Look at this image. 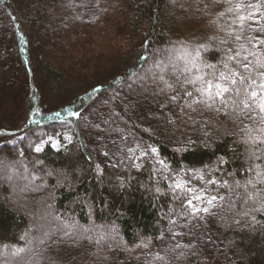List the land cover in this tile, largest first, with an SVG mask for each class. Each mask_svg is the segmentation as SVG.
<instances>
[{"label":"trees","instance_id":"16d2710c","mask_svg":"<svg viewBox=\"0 0 264 264\" xmlns=\"http://www.w3.org/2000/svg\"><path fill=\"white\" fill-rule=\"evenodd\" d=\"M170 1L0 0V264H264V192L257 203L246 184L264 123L239 80L212 108L186 82L197 49L221 70L241 44L255 51L246 38L262 33L237 19L254 9ZM174 181L224 199L193 218Z\"/></svg>","mask_w":264,"mask_h":264},{"label":"snow or ice","instance_id":"6c2138e0","mask_svg":"<svg viewBox=\"0 0 264 264\" xmlns=\"http://www.w3.org/2000/svg\"><path fill=\"white\" fill-rule=\"evenodd\" d=\"M227 2L231 4L232 0H227ZM245 7L254 9V11L249 12L247 16L239 15L237 17L240 22L239 26L243 28L244 22L246 20H250L254 25L257 26L254 27L252 31L254 33H262V35L249 36L246 38L248 40V43L251 45V49H255V51L250 50L245 47V45L241 44L240 48L243 49L247 54L241 57V52L237 50L235 51L234 55H226L225 60L222 62L223 70H221L218 69L216 65H210L206 62L199 61V49H197L196 56L193 57V67L197 68L198 74L195 76V78L186 77V82L192 85H200L199 87L195 88V92L198 94V98L195 99L194 103L196 105L203 104L206 108H212L215 106L217 101H219L222 106H228L230 97H227L226 94H229L233 91V89L229 85H236L239 80V83L241 85H245L243 91L245 92L247 98L241 103L243 104V109L248 110V112L246 113L247 118L250 120L257 119V116L254 113L258 112L261 123H264V59H262L264 58V51H260L262 46H264V27H261V25L264 24V15H262L260 12V9L264 8V0H257L256 3L248 4H244L243 0H240V2L235 5V9L229 8L228 11L235 10L239 12ZM221 15H223V13H221ZM244 38L245 37H243L242 35L235 36V39L237 41H240ZM221 43H224V41H221ZM201 47L207 50L206 45ZM227 51L228 53H232L233 50L228 49ZM249 57L256 58L255 64L259 69V71L256 72V76L259 77V80L252 77L251 65L253 62L249 60ZM142 59L146 60L147 58L142 57ZM229 62H232L235 67L231 66ZM204 69H209L210 71L207 74H204ZM240 69H243V71L245 73H248V75H243ZM187 71L190 72L191 69L189 68L187 69ZM160 79L163 80V77H161ZM165 87L172 88L173 92L176 91L173 85L168 84L166 81ZM161 91H163V89H161ZM240 92L241 89L237 87L235 89V94L239 96ZM184 95L191 98L193 96V92H189L185 89ZM170 99L172 101H175L177 99V96L173 94L171 95ZM232 103L235 104V100H233ZM185 107L189 108L193 112L196 111V108L193 106V104H188ZM243 109L241 111H243ZM57 115L59 114L57 113ZM72 115L79 118L80 113L77 111ZM261 131H264V129H261ZM246 142L251 143L254 146L261 145L264 144V137L249 136ZM129 151L131 152L134 150L130 148ZM156 151V148H150L148 151L143 152L141 156H148L156 153ZM251 156L255 160H261L262 157H264V149L260 147H254L251 150ZM158 163L166 166L163 160H159ZM221 163H223V161H221ZM248 172L254 173V177L247 180L246 184L252 185V187L256 189L255 192L248 194V198L255 200L257 203H260V200L258 198L261 197L262 192H264V188H257L256 186L264 185V168H261L260 164H254L248 169ZM200 179L203 180L204 177L201 176ZM206 183L209 185H217V181L215 180H208L206 181ZM224 184L226 185L227 181H225ZM237 185L239 186V182H237ZM169 187L173 188L174 190H184L190 194V197L186 199V202L183 206L186 209V215L193 218L203 219V217L200 215L201 213L205 215L209 214L210 209L216 206V201H222L224 199V197L222 196L209 194L206 188L198 190L202 194H195L193 189L186 186V183L181 184L174 181V183L170 184ZM205 203L207 204V206H201ZM254 210L264 211V203H260V207ZM245 215H247V213H245ZM253 220H255V217H253Z\"/></svg>","mask_w":264,"mask_h":264},{"label":"rangeland","instance_id":"374dc122","mask_svg":"<svg viewBox=\"0 0 264 264\" xmlns=\"http://www.w3.org/2000/svg\"><path fill=\"white\" fill-rule=\"evenodd\" d=\"M168 7L170 8V9H173V8H177V5H176V0H171L169 3H168ZM144 73H147V74H149V71H144ZM189 73H191V72H189V71H187V72H185V75L187 74H189ZM165 77H167V78H170V75H168V74H166L165 75ZM3 166V163H0V175H5V174H7L9 171H10V168H4V167H2ZM40 166H41V164H40ZM13 171V170H12ZM15 171H13L12 172V175H14V176H17V174L15 173ZM25 173H28V172H25ZM42 177L43 176H41V177H39L40 179H42ZM45 177V176H44ZM4 198V197H3ZM6 200V197L4 198V201ZM14 202H17L15 199L13 200ZM90 235H92V232L90 233ZM27 256V255H26ZM26 264H30L29 263V259L28 260H26Z\"/></svg>","mask_w":264,"mask_h":264}]
</instances>
